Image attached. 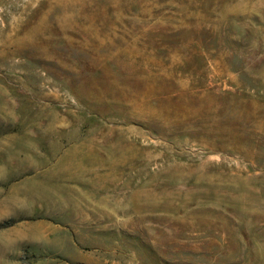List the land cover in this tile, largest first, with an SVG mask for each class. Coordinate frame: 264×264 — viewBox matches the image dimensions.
Segmentation results:
<instances>
[{
  "label": "rangeland",
  "instance_id": "1",
  "mask_svg": "<svg viewBox=\"0 0 264 264\" xmlns=\"http://www.w3.org/2000/svg\"><path fill=\"white\" fill-rule=\"evenodd\" d=\"M0 264H264V0H0Z\"/></svg>",
  "mask_w": 264,
  "mask_h": 264
}]
</instances>
